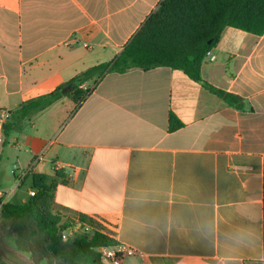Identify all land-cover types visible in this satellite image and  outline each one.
Returning a JSON list of instances; mask_svg holds the SVG:
<instances>
[{
  "label": "crops",
  "instance_id": "crops-1",
  "mask_svg": "<svg viewBox=\"0 0 264 264\" xmlns=\"http://www.w3.org/2000/svg\"><path fill=\"white\" fill-rule=\"evenodd\" d=\"M162 1L0 0V114L115 60ZM202 76L242 105L182 71L132 68L107 74L79 106L64 98L19 124L4 146L24 170L61 171L54 212L97 222L135 251L123 264H264V219L258 247L237 254L194 231L202 214L224 230L246 223L242 205L263 210L264 34L226 28ZM170 113L183 124L175 132ZM168 214L176 220L168 233L145 227ZM0 264H9L1 254Z\"/></svg>",
  "mask_w": 264,
  "mask_h": 264
},
{
  "label": "trees",
  "instance_id": "trees-1",
  "mask_svg": "<svg viewBox=\"0 0 264 264\" xmlns=\"http://www.w3.org/2000/svg\"><path fill=\"white\" fill-rule=\"evenodd\" d=\"M228 27L262 36L264 0H163L115 60L94 66L56 90L29 100L9 112L3 127V145L19 124L33 119L64 98L79 106L107 74L125 73L132 68L147 71L167 67L182 71L227 105L240 107L242 98L214 87L202 76V65L207 53L217 46L222 33ZM89 81H94V87L83 89L81 85ZM68 86L71 89L62 93ZM182 127V122L175 114L170 113L169 131L175 132ZM56 177L34 173L25 175L23 179L30 182L31 191L35 195H30L20 205L5 203L2 214L10 219L33 220L46 234L51 253L66 263L102 264L97 249L115 246L118 242L97 222L85 215L76 223L69 219L63 221L62 215L54 212V194L62 172L57 171ZM73 226L91 229V232L75 234L65 241L62 233Z\"/></svg>",
  "mask_w": 264,
  "mask_h": 264
},
{
  "label": "rangeland",
  "instance_id": "rangeland-1",
  "mask_svg": "<svg viewBox=\"0 0 264 264\" xmlns=\"http://www.w3.org/2000/svg\"><path fill=\"white\" fill-rule=\"evenodd\" d=\"M2 145L0 151V190H15L14 194L8 199L7 203L13 205L22 204V199L28 200L30 197V182L16 178L12 174L16 153L11 152V147ZM4 146V148H3ZM18 154V153H17ZM20 181V185L16 188ZM77 223V221H74ZM90 234L91 229H83L73 226L72 229L65 231L68 237L75 234ZM46 234L41 231L37 224L29 219L7 218L2 214L0 207V254L9 264H68L55 257L48 248Z\"/></svg>",
  "mask_w": 264,
  "mask_h": 264
},
{
  "label": "clouds",
  "instance_id": "clouds-1",
  "mask_svg": "<svg viewBox=\"0 0 264 264\" xmlns=\"http://www.w3.org/2000/svg\"><path fill=\"white\" fill-rule=\"evenodd\" d=\"M143 202L147 203L148 201ZM238 211L246 223L221 230L220 222L215 217L202 214L194 221V231L206 246L211 247L219 244L229 254H237L246 249H255L261 240V234L256 225L264 219V210L242 205ZM175 223V218L168 214L153 218L145 227L164 235L171 230ZM132 255L129 253V256ZM259 259L264 261V255H261ZM129 264H135V261H130Z\"/></svg>",
  "mask_w": 264,
  "mask_h": 264
},
{
  "label": "built area",
  "instance_id": "built-area-1",
  "mask_svg": "<svg viewBox=\"0 0 264 264\" xmlns=\"http://www.w3.org/2000/svg\"><path fill=\"white\" fill-rule=\"evenodd\" d=\"M211 55V52L207 53V57ZM9 117V114L1 113L0 114V151H1V145H2V137H3V127L5 122L7 121ZM34 165L28 167L27 169L21 168L19 165L14 166V169L12 170V174L16 178L23 179L25 175L32 172L34 169ZM20 185V181L17 184L16 188H18ZM15 190H0V207L2 208L5 203L8 202V199L14 194ZM30 195H35L34 191L30 192ZM63 239L66 241L67 236L62 233ZM97 252L99 254V258L102 264H123V261L129 256V253H132L135 255V251L129 248H126L123 245L117 244L115 246H108V247H101L97 249ZM132 255V256H133Z\"/></svg>",
  "mask_w": 264,
  "mask_h": 264
},
{
  "label": "water",
  "instance_id": "water-1",
  "mask_svg": "<svg viewBox=\"0 0 264 264\" xmlns=\"http://www.w3.org/2000/svg\"><path fill=\"white\" fill-rule=\"evenodd\" d=\"M71 89V86L66 87L65 89L62 90V93H66Z\"/></svg>",
  "mask_w": 264,
  "mask_h": 264
}]
</instances>
